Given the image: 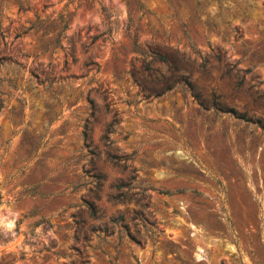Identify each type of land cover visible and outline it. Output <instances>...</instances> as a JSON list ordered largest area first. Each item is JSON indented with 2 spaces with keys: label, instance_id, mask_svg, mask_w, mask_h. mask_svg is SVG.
Listing matches in <instances>:
<instances>
[{
  "label": "rangeland",
  "instance_id": "rangeland-1",
  "mask_svg": "<svg viewBox=\"0 0 264 264\" xmlns=\"http://www.w3.org/2000/svg\"><path fill=\"white\" fill-rule=\"evenodd\" d=\"M0 264H264V0H0Z\"/></svg>",
  "mask_w": 264,
  "mask_h": 264
},
{
  "label": "trees",
  "instance_id": "trees-1",
  "mask_svg": "<svg viewBox=\"0 0 264 264\" xmlns=\"http://www.w3.org/2000/svg\"><path fill=\"white\" fill-rule=\"evenodd\" d=\"M109 130V129H108Z\"/></svg>",
  "mask_w": 264,
  "mask_h": 264
}]
</instances>
